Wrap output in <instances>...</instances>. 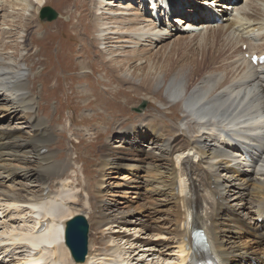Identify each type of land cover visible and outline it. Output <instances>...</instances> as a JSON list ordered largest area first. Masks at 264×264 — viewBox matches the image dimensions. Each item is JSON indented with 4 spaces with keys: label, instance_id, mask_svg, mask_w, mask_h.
Segmentation results:
<instances>
[{
    "label": "bare ground",
    "instance_id": "obj_1",
    "mask_svg": "<svg viewBox=\"0 0 264 264\" xmlns=\"http://www.w3.org/2000/svg\"><path fill=\"white\" fill-rule=\"evenodd\" d=\"M9 1L18 9L27 8L24 1L46 6V0ZM226 1L221 24L204 25L205 10L194 6L193 14L179 11L169 26H158L131 0H91V24L99 33L94 42L102 44L97 52L121 71L120 83L139 82L137 91H154L182 113V121L170 125L147 115L102 149L82 263L71 257L64 235L71 218L88 212L62 218L80 195L91 207L90 183L85 178L81 194L70 197L81 186L63 179L56 181L58 190L52 187L70 160L50 147L56 133L40 115L42 96L33 94L32 69L26 56L5 52L12 36L2 32L0 264H189L196 229L221 262L264 264V224L258 222L264 215V65L244 58L264 52V0L243 6ZM27 20L26 49L34 22ZM178 23H185L183 30L200 25L184 37ZM173 37L170 47L166 41ZM232 232L236 237L228 238Z\"/></svg>",
    "mask_w": 264,
    "mask_h": 264
},
{
    "label": "rangeland",
    "instance_id": "obj_2",
    "mask_svg": "<svg viewBox=\"0 0 264 264\" xmlns=\"http://www.w3.org/2000/svg\"><path fill=\"white\" fill-rule=\"evenodd\" d=\"M245 1L241 0L239 6H243ZM27 2H22L27 8L18 9L14 6L9 7V0H0V38L4 39V36H1L3 31H10L12 39L8 38L10 41L7 39L9 46L5 52L15 55L20 60L26 56L28 69H32L33 94L42 96L40 115L49 121L56 133L54 143L50 147L56 150L61 159L70 160L68 170L52 183V187L58 190L56 181L61 182L63 179L81 186L78 190L70 191L71 193H68L70 197L76 192L81 194L83 186L86 185L85 178L90 183L91 207L85 206V198L80 195L75 198L76 204H71L62 219L71 217L78 210L82 213L87 211L88 214H85L89 218L90 215H94L93 193L99 177L98 165L104 155L102 149L109 143L113 144L120 131L140 122L147 115L164 119L170 125H177L182 121V113L164 105L161 98L156 97L152 90L146 88L147 91H137L135 84L139 82L120 83L121 71L114 70L113 63L108 64L106 56L97 52V47H101L102 44L94 42L99 33L94 32L90 17L91 0H46L44 5H51L59 13V17L50 22L40 19L43 6ZM76 3L83 8L76 11ZM28 17L34 22L28 29L32 47L26 49L22 44L24 40L22 35L27 32L24 25L29 22ZM181 24L178 26V29L183 31L180 36H190L193 33L190 30H196H183L186 25ZM82 30L85 35L81 33ZM177 38L167 39L166 42L172 47ZM82 42L86 44L84 47L81 46ZM115 46L117 47L113 49L120 45ZM153 47L158 50L161 44ZM113 49L108 52L107 56L110 55L108 57H111ZM143 100H147V105L144 111L139 112L136 108ZM135 192L136 190H132L127 196L133 198ZM115 197L120 198V195ZM149 212L146 210L145 214ZM161 215L157 214L156 217ZM137 234L138 237H144V231ZM236 234L227 233L228 238L236 237ZM95 240L96 243L97 236ZM68 264L72 263L69 261Z\"/></svg>",
    "mask_w": 264,
    "mask_h": 264
},
{
    "label": "water",
    "instance_id": "obj_3",
    "mask_svg": "<svg viewBox=\"0 0 264 264\" xmlns=\"http://www.w3.org/2000/svg\"><path fill=\"white\" fill-rule=\"evenodd\" d=\"M59 17V13L51 5L44 6L41 9L40 19L44 21H54ZM147 100H143L142 103L136 108L137 111L142 112L145 110ZM89 220L86 216L78 214L71 218L65 227V244L71 249V257L78 263L84 262L89 249Z\"/></svg>",
    "mask_w": 264,
    "mask_h": 264
}]
</instances>
